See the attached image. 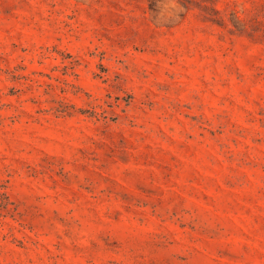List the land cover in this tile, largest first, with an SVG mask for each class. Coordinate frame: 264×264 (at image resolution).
<instances>
[{
	"label": "rangeland",
	"instance_id": "1",
	"mask_svg": "<svg viewBox=\"0 0 264 264\" xmlns=\"http://www.w3.org/2000/svg\"><path fill=\"white\" fill-rule=\"evenodd\" d=\"M0 264H264V0H0Z\"/></svg>",
	"mask_w": 264,
	"mask_h": 264
}]
</instances>
